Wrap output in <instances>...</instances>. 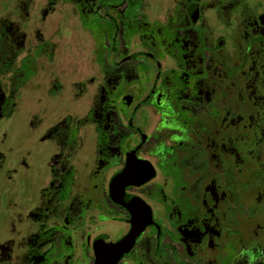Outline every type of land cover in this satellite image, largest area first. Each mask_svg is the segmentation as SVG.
<instances>
[{"label": "flooded vegetation", "instance_id": "1", "mask_svg": "<svg viewBox=\"0 0 264 264\" xmlns=\"http://www.w3.org/2000/svg\"><path fill=\"white\" fill-rule=\"evenodd\" d=\"M40 1L0 0V144L12 117L27 133L26 143L18 140L22 149L43 142L51 147L48 176L38 190L41 154L35 150L30 161L25 154L15 163L0 150V264H98L135 217L146 216L115 264H233L217 255L215 225L218 218L220 229L235 220V205L249 190H264L263 171L238 170L232 137L239 125L235 112L248 115L241 124L247 130L261 129L254 127L250 108L264 118V4L249 12L248 0H213L215 17L207 22L212 11L203 9L202 0H133V43L120 53L119 20L112 11L128 0H102L106 54L87 81H76L79 92L93 88L79 116L73 112L72 78L62 80L71 51L43 58L56 45L52 37L61 39L67 30L69 14L56 12L64 0L38 6ZM226 5L230 10L222 12ZM239 5L246 6L242 19H250L251 31L236 69L246 64V70L235 75L227 32ZM158 98L167 103L157 108ZM166 129L190 138L180 142ZM174 163L187 175L190 194L209 190L208 208L179 213L176 227L187 241L180 229L165 227L148 198L150 186L164 171L171 175ZM82 169L87 182L79 187ZM124 172L125 180L116 182ZM196 248L202 253L191 256ZM262 263L264 257L246 264Z\"/></svg>", "mask_w": 264, "mask_h": 264}, {"label": "rangeland", "instance_id": "2", "mask_svg": "<svg viewBox=\"0 0 264 264\" xmlns=\"http://www.w3.org/2000/svg\"><path fill=\"white\" fill-rule=\"evenodd\" d=\"M101 1L102 0H64L59 9L58 7H56L58 16L62 14L63 11L67 10L69 14L68 28L64 31L61 39L52 37L53 44L54 41L57 40L56 45L49 55H43V58L56 60L60 58L58 52L61 49H63L64 53L65 49L71 51V55L68 58L69 71L66 75H63L62 80L67 81V77L72 78V93L74 98L73 112H77L79 116L88 107L87 100L91 99L93 88L91 86V88L79 92L76 81H87L88 78L93 75L95 68L99 66L101 60L105 58L106 54L108 20L100 13L98 6ZM150 1L152 4V0ZM160 1L164 3V0ZM236 1L238 0H234V2ZM248 2H250V4ZM248 2V5H250L251 7L249 12L251 10L253 11L255 9H259L260 6L264 4V0H248ZM212 3L213 0L201 1V6H203V9L205 11H212L209 14L210 16L207 19V22H211L215 17L214 12H216V10L210 8ZM42 4L43 0L38 3V6H41ZM146 5H148V7L150 6L149 4ZM229 6L230 5L224 6L223 10L221 11L225 12L226 10H230ZM6 9L7 8L5 7L4 15L8 16V13L5 12ZM11 10V15H14V10L12 8ZM133 10V0H128L120 7L114 8L112 11L119 20L118 52L120 53H127L128 48L133 43ZM141 10L143 12V7H141ZM246 12L247 9L245 5H239L236 6L235 9L233 8V21H231L230 25L228 26L229 30L227 33H229V48L227 56H230L231 58L230 63L232 66H234L235 75H239L241 72H244L246 70V64L241 68V70H236L237 65H241L243 63L242 59L244 57V50L246 46L245 36H248V32L251 31L250 29L246 28L250 19L247 18L245 19V21L242 19V16L246 14ZM48 33L49 31H47L45 34L48 35ZM246 51L247 50H245V52ZM247 57L248 56H246V59ZM41 63H43L42 60ZM40 74L45 77L49 75L48 71H42V73ZM130 79H133V75L130 77ZM27 90L30 93V91H32V88L28 87ZM163 103L166 104L167 100L158 98L156 100L157 108L161 107ZM168 104L173 107L171 103L168 102ZM249 110H247L246 112L249 111V115L251 114V117L255 118V120H253V124H255L254 127H261V129H243L241 127V124L247 122L248 115L246 113H244V115H237L236 112L234 113V119L239 120L238 127L234 128V130L232 131L235 156L234 158L235 160H237L236 164H238L237 166L239 168V171L244 170L252 172L260 170L264 172V118L260 119L257 118V116H253L252 109L250 108ZM251 117L249 118V122H251ZM8 122L9 131H7L8 134L6 136V143L4 145L0 144V150L4 152L5 157L8 158L7 160L15 163L17 161L20 162L23 158V155L25 154L30 161L31 156L35 154V150L39 152L38 155L41 154V163H39V165H41V171L38 174L40 175V179H37V181L39 182L38 184H36V190H38L40 186H44V178L45 176H48V173L45 174L46 170L44 166L45 161L50 155L51 147L48 145V142H43L41 145H39V147L27 145L25 149H22L21 144L26 143L27 139L26 130L23 126H17L16 128L15 121L14 119H12V117ZM164 134H173L175 136V139L180 142L186 141L190 138L187 133L180 134L176 133V131L174 130L166 129V131H164ZM18 140L21 144L18 142ZM155 148L159 150V156L160 144L156 143ZM158 156L155 158L157 159ZM169 159L170 158H164V160L166 161ZM170 166L172 170L171 175L167 174L163 170L164 173L160 174L158 182H155L150 186L151 188L148 198L154 206L156 216L162 219L165 227H169V230L172 233H174V230L180 229L179 232H181V238L183 239V241H187V235L184 234V230L182 228L177 229L176 227L179 219V213L184 210L189 214L193 212V214L195 215L203 209L208 208L209 190L206 189L204 191L205 193L199 197L190 194L185 188V185L188 182L187 175L182 172L180 173L176 169L175 163L171 164ZM3 168L4 166L0 167V174L5 179V171L3 170ZM82 171V176L77 177V185L79 187L85 185L87 182V177H85V170L82 169ZM237 181L238 183H243V180L241 178H238ZM233 214L235 220L229 221V223L231 222L230 224H223L222 229L219 228L220 219L218 218L216 221L215 228L216 232H218V241L215 242L217 244V255H225V258L227 260H230L233 264H246L251 261L263 258L264 190L260 192L249 190L245 199L236 203ZM201 245H205L204 241L201 242ZM207 249H209V247ZM201 253L202 250L196 248L194 250V254H192L191 256H197Z\"/></svg>", "mask_w": 264, "mask_h": 264}, {"label": "water", "instance_id": "3", "mask_svg": "<svg viewBox=\"0 0 264 264\" xmlns=\"http://www.w3.org/2000/svg\"><path fill=\"white\" fill-rule=\"evenodd\" d=\"M146 177L140 178L135 183H142V181H144ZM125 178H126V174L124 172L116 179V182L117 181L123 182ZM147 221H148V216L139 217V218L135 217V220L133 221L130 230L120 240H118L116 243H114L112 246L108 248L106 253L99 258L98 264H115L117 260L121 257V255L134 241L135 237L140 232L142 227L147 223Z\"/></svg>", "mask_w": 264, "mask_h": 264}]
</instances>
